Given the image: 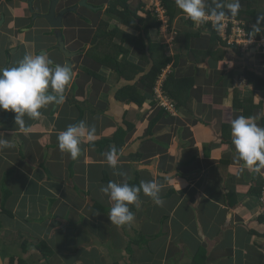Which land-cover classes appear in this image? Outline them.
I'll list each match as a JSON object with an SVG mask.
<instances>
[{"label":"crops","instance_id":"0c3cea01","mask_svg":"<svg viewBox=\"0 0 264 264\" xmlns=\"http://www.w3.org/2000/svg\"><path fill=\"white\" fill-rule=\"evenodd\" d=\"M258 6L255 24L264 27V0H258ZM84 14L90 19L95 16L94 22L84 24L75 18L64 26L67 51L86 47L84 54L71 59L73 78L65 102L41 109L39 118L26 115L27 131L15 125L11 111L0 126V133L14 145L0 150V254L5 255L1 254L4 263L13 258V264H264V219L258 192L252 190L264 185V168L256 171L240 161L231 128L223 127L242 115L232 107L233 88L214 85L215 78L208 79L207 66L201 63L189 91L193 103H187L194 115L175 108L165 111L149 128L157 113L164 111L156 100L153 103L147 97L137 106L118 97L120 90L134 84L137 94L144 96L140 75L126 80L100 62L106 54L105 43L95 39L115 28L119 18L106 12ZM179 17L170 29L167 24L169 39L161 29L160 37L168 43V53L185 56L184 40L175 42L176 32L185 26ZM99 20L107 22V28L96 30ZM12 25L0 27V68L15 66L25 55L35 54H47L54 64H65L54 38L36 28L17 33ZM115 41L119 43L110 39L108 49ZM192 42L204 48L209 45L207 35L191 38ZM141 54L131 48L128 57L147 71L150 65ZM243 60L229 52L219 70L233 69L239 75ZM170 72L168 66L160 80L164 82ZM239 86L246 94L245 85ZM259 92L254 104L264 100V92ZM3 117L4 110H0V122ZM80 121L94 127L95 136L93 142L82 140L81 155L73 160L59 149L57 136ZM112 147L119 160L115 169L105 155ZM151 180L163 185V204L156 205L141 191L139 206H129L134 222L124 226L110 222L113 202L101 187L109 181L139 186ZM148 236L154 237L144 244L143 237ZM132 239L136 241L132 252H126ZM43 245L48 255L39 251Z\"/></svg>","mask_w":264,"mask_h":264},{"label":"trees","instance_id":"16d2710c","mask_svg":"<svg viewBox=\"0 0 264 264\" xmlns=\"http://www.w3.org/2000/svg\"><path fill=\"white\" fill-rule=\"evenodd\" d=\"M227 1L228 0H205L206 4L212 8L215 7L217 2H223L227 5ZM159 2L167 17L169 29L173 21L180 16L179 20H181L185 26L183 31L176 32L177 37L175 42L184 40L188 53L182 56L179 53L172 55L167 52L168 43L160 37L162 22L159 21L153 9H145L146 5L144 2H141V0H113L110 2L107 11L112 15H116L120 23L112 30L100 33V37H102L106 49V54L100 62L108 67H113L118 76L126 80H130V78L134 79V77L140 75L138 84L142 85L144 91V96H140L137 94L135 84L128 85L119 91L118 97L121 96L126 103H134L137 106H142L147 97L151 98L150 100L154 103V87L163 71L169 66L171 72L166 75V79L162 82V93L173 102L175 108L187 114L191 113L193 116V108L191 109L190 105L187 104L189 101L193 103L189 91L195 83L194 75L197 66L201 63H205L207 66L208 79L212 75L215 78L214 85H219L223 90L233 88L232 107L235 110L241 111L242 115L245 117H256V121L264 127V100H259L258 104H254L253 102L257 92L264 91V54L257 52H252V54L243 53L237 45H227L220 37L219 30H217L213 22L206 21L203 24H199V26L194 29L196 23L192 22L180 9H178L175 0H159ZM257 7H259L258 0H241L239 13L233 17L244 21L246 29L259 38L264 36V27L255 24V21H259L256 16ZM254 26L259 27L260 30L257 32ZM122 27H127L128 29L124 30ZM137 33H139L138 36ZM200 35L208 36L209 45L205 48L196 46L193 42L190 43L191 38H199ZM112 37L115 40L117 39L119 43L115 41V46L108 49L107 44ZM131 48H135L142 53L141 57L143 62L150 65L147 71L145 67L135 64L130 60L128 56ZM85 52L86 47L80 50V53ZM229 52L248 61L247 64H244V70L239 75H236L233 69L228 71L219 70L221 64L224 63L225 54ZM120 55H122V57L121 60L118 61ZM247 55L249 57L245 58ZM252 59H257L256 61L262 59L263 62L260 63V61H258L259 63L257 62V65L254 64L256 61L251 62L253 61ZM128 69H130V75H127ZM85 73L94 78H98L97 75L90 71H86ZM242 79L247 84L245 86L246 94H243V92L239 90L240 88H238ZM165 113V110H160L150 121L149 128H151ZM223 127L230 128L228 125H223ZM120 132L123 131L121 130ZM120 132L117 133L116 139L117 137L119 138ZM263 187L264 185L260 184L258 187H255V189H252L254 192H258V202ZM1 210L2 209H0V211ZM260 216L264 219L262 214H260ZM152 237L154 236L143 237V243L146 244L148 241L147 239H151ZM130 242L131 243H129L126 248V252H132L130 247L132 244L136 243L135 239H132ZM38 249L43 255H48L50 253L45 245ZM13 262L14 259L10 258L9 264H13ZM20 264L26 263L21 261Z\"/></svg>","mask_w":264,"mask_h":264},{"label":"clouds","instance_id":"9594fccd","mask_svg":"<svg viewBox=\"0 0 264 264\" xmlns=\"http://www.w3.org/2000/svg\"><path fill=\"white\" fill-rule=\"evenodd\" d=\"M175 3L196 24L214 19L217 30L223 26L221 21L226 15L236 16L241 8V0H233L227 5L217 2L214 8L208 6L205 0H175ZM254 28L257 32L260 30L259 27ZM72 78L73 69L69 65L54 64L47 54L25 55L15 66L0 68V110L14 113L15 125L27 131L24 117L27 115L36 119L46 106L62 105ZM256 119L239 115L231 120L230 128L238 159L259 171L264 168V127L259 126ZM94 136L95 128L80 121L59 132L58 146L75 160L81 155L82 140L86 138L88 142H93ZM12 147L14 145L0 133V150ZM105 155L108 165L115 169L119 163L117 149L112 147ZM162 187L158 180L141 181L139 186L109 181L100 189L113 202L108 219L117 226L131 225L135 215L129 206H139L141 191L159 206L163 204L160 197Z\"/></svg>","mask_w":264,"mask_h":264},{"label":"flooded vegetation","instance_id":"af4514ba","mask_svg":"<svg viewBox=\"0 0 264 264\" xmlns=\"http://www.w3.org/2000/svg\"><path fill=\"white\" fill-rule=\"evenodd\" d=\"M108 1V2H107ZM0 0V27L2 28L6 23L13 24L14 30L17 33L36 28L40 33H47L56 40V50L58 49V42L56 31L58 29L52 28V23L61 25L59 29L64 40V26L77 20L84 22V24L93 23L94 15L97 13H109L108 6L113 0ZM142 2V1H141ZM86 4V5H85ZM84 13L94 16L92 19ZM52 14L53 18L48 20L45 16ZM71 20V21H70ZM73 20V21H72ZM89 22V23H88ZM96 30L107 28V22L98 21ZM44 29H39V27ZM46 30V31H45ZM102 37H97V43ZM94 42V43H95ZM65 45V41H64ZM84 48V47H83ZM65 49L66 45H65ZM82 48H78L75 52H70L76 55L80 53ZM60 52V51H59ZM61 53V52H60ZM62 54V53H61ZM63 55V54H62ZM73 56V57H74ZM65 58V57H64ZM66 59V58H65ZM72 62V60H71ZM66 64V62H65ZM73 64V62H72Z\"/></svg>","mask_w":264,"mask_h":264},{"label":"built area","instance_id":"2783aa9c","mask_svg":"<svg viewBox=\"0 0 264 264\" xmlns=\"http://www.w3.org/2000/svg\"><path fill=\"white\" fill-rule=\"evenodd\" d=\"M157 1L159 0H151L150 5H148L146 9H153L159 21H163L160 16V11H164L160 6V2L154 4ZM163 14L165 15V13ZM207 21L213 22L215 24L214 19H209ZM221 23L223 26L219 28L220 37L227 43V45H237L243 53L257 52L264 54V36L257 38L254 33L249 32L246 29L244 21L238 20L233 16H225ZM160 79L161 78H159L154 87L157 105L168 113L174 112L175 106L173 102L162 93V80ZM259 213L264 216V187L259 197Z\"/></svg>","mask_w":264,"mask_h":264},{"label":"water","instance_id":"95a60500","mask_svg":"<svg viewBox=\"0 0 264 264\" xmlns=\"http://www.w3.org/2000/svg\"><path fill=\"white\" fill-rule=\"evenodd\" d=\"M86 5V4H85ZM48 20L51 21V19L53 18L52 14H49L47 16H45ZM52 22V21H51ZM52 28L58 29L56 31V37H57V42H58V49L59 51L63 54V56L66 58V64L69 65L70 67L72 66V62L71 59L73 58L74 54L70 53L69 51H67L65 49V45H64V40L63 37L61 36V33L59 31V29L61 28L60 23L59 24H54L52 23ZM10 111H4V117L2 119V121L0 122V126L8 121V116H9ZM0 264H5L4 260L0 254Z\"/></svg>","mask_w":264,"mask_h":264},{"label":"rangeland","instance_id":"374dc122","mask_svg":"<svg viewBox=\"0 0 264 264\" xmlns=\"http://www.w3.org/2000/svg\"><path fill=\"white\" fill-rule=\"evenodd\" d=\"M143 2L145 3V5H150V2H151V0H143ZM157 3H159V1H157V2H155L154 4H157ZM164 12H162V11H160V16H161V19L163 20V21H161L162 22V25H161V30H163L164 31V36H165V38H167V39H169V34L166 32V28H167V26H166V20H167V17H165V15L163 14ZM167 43V42H166ZM250 54H252V53H250ZM249 56L247 55V56H245V58H248ZM251 60V59H250ZM253 61H251V62H254V61H256L257 59H252ZM258 61H260V63H262L263 62V60L262 59H260V60H258ZM258 61H256L254 64H257L258 65ZM243 62H244V64H247V60L245 61V60H243ZM258 62V63H257ZM244 67V66H243ZM258 67V66H257ZM240 85H247L246 83H245V81L242 79V81H241V83H240ZM238 88H241V86H239ZM245 88V87H244ZM264 92V91H263ZM262 92V93H263ZM258 93H260V92H258ZM263 99H264V96L262 97ZM1 247V246H0ZM2 251V250H1ZM2 254V256L4 257L5 255L3 254V253H1Z\"/></svg>","mask_w":264,"mask_h":264}]
</instances>
